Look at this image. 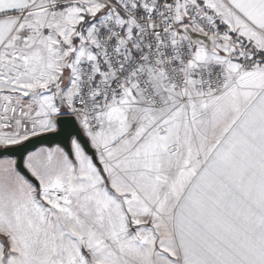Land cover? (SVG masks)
Instances as JSON below:
<instances>
[{"label":"snow or ice","instance_id":"6c2138e0","mask_svg":"<svg viewBox=\"0 0 264 264\" xmlns=\"http://www.w3.org/2000/svg\"><path fill=\"white\" fill-rule=\"evenodd\" d=\"M0 264H264V0H0Z\"/></svg>","mask_w":264,"mask_h":264}]
</instances>
